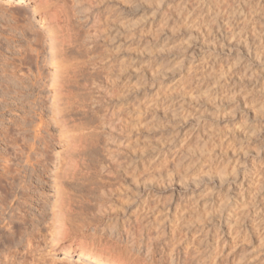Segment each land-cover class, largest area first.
Listing matches in <instances>:
<instances>
[{
  "label": "rangeland",
  "instance_id": "1",
  "mask_svg": "<svg viewBox=\"0 0 264 264\" xmlns=\"http://www.w3.org/2000/svg\"><path fill=\"white\" fill-rule=\"evenodd\" d=\"M23 1L33 14L0 0V172L21 168L11 193L0 182V264H264L260 234L217 248L193 204L210 190L234 202L254 167L264 208V0ZM54 9L59 23L41 14ZM52 32L73 36L56 60ZM45 141L85 158L67 183L73 254L51 246L54 163L34 179Z\"/></svg>",
  "mask_w": 264,
  "mask_h": 264
},
{
  "label": "bare ground",
  "instance_id": "2",
  "mask_svg": "<svg viewBox=\"0 0 264 264\" xmlns=\"http://www.w3.org/2000/svg\"><path fill=\"white\" fill-rule=\"evenodd\" d=\"M16 1H17V4L19 6H21L23 8H25V7L27 8L26 13L31 11L30 13L33 14V12H34L32 10L33 8L29 7V5H27L23 0H16ZM45 1L50 2V0H45ZM184 6L185 7H182L183 9H180V10L181 11L182 10L187 11V13H188L189 7L186 5H184ZM210 9H211V7H210ZM240 10L241 11L239 13L244 12V11H242V9H240ZM212 11H213V9H212ZM215 12H214V14H215ZM41 14L43 15L45 20L48 19L49 22H51V23L52 22L54 23L56 21L59 23L60 18L58 17V14H59L58 10L54 9L53 11H50L49 15L46 12L41 13ZM59 16H60V14H59ZM36 20H37V22H36L37 25L47 26V23H45L42 18L38 17V18H36ZM243 23H245V22H243ZM246 23H248V22H246ZM61 32H63L62 29H61ZM72 37L73 36H71V35H68V37H66L63 34V35L58 36V38H57L53 34V32L50 33V40L52 42L50 53H51V56L53 57L54 60H56V58L59 57V54H60L59 53L60 52L59 46H62L61 50L64 51L66 49L65 48L66 44L68 45V44L72 43V42H70ZM59 41H60V43H59ZM55 72H58V68H56ZM151 85H153V84L151 83ZM145 96L148 97V99H147L148 101L146 102L148 105H151V106L154 105L155 107L158 105L159 101L156 98L153 99V95H152V97H151V94L148 96L147 95H145ZM58 113H60V109L58 110ZM107 127H108V125H107ZM109 130H112V129H109ZM38 140L41 141L42 139L39 138ZM33 146L34 145H32V147ZM75 147H77V144ZM39 148L37 146V148L34 150L36 151ZM73 148H74V145H73ZM81 148L75 154L72 153V154H69L65 157H62V156L53 157L52 154L54 152L53 151L54 149L51 147V145L48 141H45L44 146L42 147V152L44 154V156H42L43 158L42 157L36 158V160H37L36 162H38L41 165V167L37 168L39 171L35 172V174H34V179H37L38 182H40L41 179L44 178V175L46 173H48L47 169L52 168L53 163L55 165L53 167V169L55 170V175H56L55 179H56V186H57V199L55 202V214L53 217V223L51 224V227L54 228V231L56 232V235L52 239V243H51V246L53 248L61 245L62 242H64L65 237L69 234L70 226L68 223V218H69L70 214H72V211H76V205L73 201L74 197H72V194L70 193V191L67 187V183L70 182L72 179H74L78 173L84 171L82 168L84 167L83 164H85V158H83L81 155L83 153V151L82 152L80 151ZM79 152H81V154ZM31 156H32V154L28 153V155L26 156L27 162H30ZM114 157H111L112 159L111 158L110 159H111V161L113 160L116 162L117 158L115 157L116 158L115 159ZM53 158H55V161L53 160ZM119 161L120 160H118V162ZM151 163H153V162H151ZM153 165H151L149 167L150 172L152 174L155 172V167ZM6 167L7 166H4V169H6L5 175H1L2 172H0V182L5 181V184H4L5 191H6V193H11V191L14 190L15 181L17 179V175L21 171V168L17 167V168H14L13 170H11L10 167H7V168ZM134 168L135 169H133L132 171H134V170L136 172L139 171L138 164H134ZM123 170H125V169H123ZM126 171H127V169L124 172H126ZM254 171H255L254 167H252L251 170H246L243 173L242 181L238 185V187H240V190L238 192H236L234 202L231 201L230 198H228L225 202H221V200L219 199V195L218 196L215 195V193L212 190H210L208 193H206V194H208V196L206 198H203L204 199L203 201H201L199 199V197L197 196L198 198L193 203L194 208H195L194 211H196L195 216L197 218L196 221L195 220L194 221L197 222V225L198 224L200 225V229L205 230L207 228V226H211V227H214L215 230H217V238H216V245H215L217 248L219 247L220 249H225L227 244L228 245L232 244V246L235 245L236 247L241 246L245 243L250 244L251 239L247 240L246 238H247V236H250V234H254V233H256L254 235L260 234L259 237H262V238H260V240L263 241V243H264V208H261V206L257 203V202H259V190L255 191L253 188H251L250 187L251 181H248L249 174L250 175L253 174ZM223 172H226L228 174V171H226V170ZM239 173H240V171L237 168L235 170V174H234V178H233L234 180L239 179V176H240ZM152 179H156V178L152 175L151 180ZM153 182L154 181H151V184H149V186H148L149 188H151V186H154V185H152ZM262 182H264V180ZM144 187L142 186V188H141L142 191L144 190ZM193 194H194V192H193ZM154 195H156V194H154ZM192 197L195 198L194 196H192ZM239 200H240V204L238 205V208L240 205L243 206V208L240 209V215H239V212L237 211V209L233 205V203H235V202L237 203V202H239ZM0 202L1 203L4 202V199L1 198ZM255 204H257V205H255ZM248 206H250V207H248ZM170 210H171V208H168V210L166 211V213H165L166 218L165 219H168V217H169L168 215L170 214V212H172ZM224 216H226V220L223 219ZM44 217H45V215H44ZM247 217L250 218V220L246 219ZM240 223H241V225L238 226V224H240ZM111 231H113V230H111ZM127 235L128 236L132 235L131 230L127 229ZM240 235L243 238L237 240L238 236H240ZM249 238L250 237H248V239ZM256 238L258 239L257 236H256ZM188 245H189V243H187V246ZM60 247H61L62 251L66 254H73L74 253V251L72 250V243L63 244ZM82 248H84V247H82ZM27 252L31 253L32 250L28 249ZM75 263L76 264H103L100 261H97V259L92 258V255H90V254L87 255L86 253H83V252H79L78 255L75 256Z\"/></svg>",
  "mask_w": 264,
  "mask_h": 264
}]
</instances>
